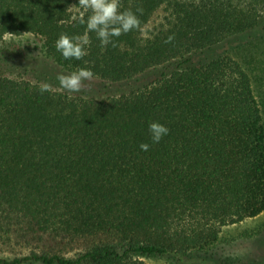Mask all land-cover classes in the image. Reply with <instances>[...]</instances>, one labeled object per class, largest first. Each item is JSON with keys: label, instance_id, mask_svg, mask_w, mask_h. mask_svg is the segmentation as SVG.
<instances>
[{"label": "trees", "instance_id": "obj_1", "mask_svg": "<svg viewBox=\"0 0 264 264\" xmlns=\"http://www.w3.org/2000/svg\"><path fill=\"white\" fill-rule=\"evenodd\" d=\"M120 2L140 28L116 47L88 33L65 60L54 43L85 32L78 0H0V264H216L222 227L264 211V111L231 54L264 30V0ZM22 33L98 89L12 69L25 51L4 38ZM152 121L169 129L155 144Z\"/></svg>", "mask_w": 264, "mask_h": 264}, {"label": "rangeland", "instance_id": "obj_2", "mask_svg": "<svg viewBox=\"0 0 264 264\" xmlns=\"http://www.w3.org/2000/svg\"><path fill=\"white\" fill-rule=\"evenodd\" d=\"M250 41V38H243L231 50V54L241 58L249 68L251 67L254 88L264 111V30L253 34L252 41ZM4 44L11 57L15 48L19 50L23 48L25 51L20 55L26 58V62L20 63L23 65L20 67L19 65L12 66V69L32 67L40 72L43 71L51 81L55 80L58 74H64V70L71 71L55 57L45 56L40 41L33 34L8 35L4 38ZM89 84L91 86L87 89H98L94 81ZM102 91L100 90L99 93ZM213 249L216 252V256L213 257L216 264H224L226 261L230 264H264V211L238 223L223 226L220 239ZM143 258L149 264H180L165 255L144 256Z\"/></svg>", "mask_w": 264, "mask_h": 264}, {"label": "clouds", "instance_id": "obj_3", "mask_svg": "<svg viewBox=\"0 0 264 264\" xmlns=\"http://www.w3.org/2000/svg\"><path fill=\"white\" fill-rule=\"evenodd\" d=\"M78 6L82 14L74 19L85 25V32L73 36L61 33L54 43L55 49L65 60H82L87 55V47L91 45L88 33L96 35L102 48L109 44L116 47L113 37L140 28L139 17L131 9L121 10L120 0H78ZM136 11L142 13L143 9L138 7ZM173 39L174 36H169L164 42L170 43ZM94 75L91 69L80 67L68 74H58L56 79L60 91L76 93L90 88L91 85L85 81H92ZM38 89L41 94L53 91V87L47 82L40 83ZM148 130L154 144L159 143L169 133V129L157 121L150 122ZM139 147L142 151H148L150 145L142 142Z\"/></svg>", "mask_w": 264, "mask_h": 264}]
</instances>
